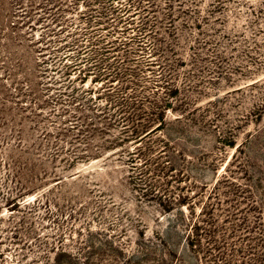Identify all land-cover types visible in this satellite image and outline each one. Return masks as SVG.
Segmentation results:
<instances>
[{
	"label": "rangeland",
	"instance_id": "374dc122",
	"mask_svg": "<svg viewBox=\"0 0 264 264\" xmlns=\"http://www.w3.org/2000/svg\"><path fill=\"white\" fill-rule=\"evenodd\" d=\"M0 264H264V0H0Z\"/></svg>",
	"mask_w": 264,
	"mask_h": 264
},
{
	"label": "trees",
	"instance_id": "16d2710c",
	"mask_svg": "<svg viewBox=\"0 0 264 264\" xmlns=\"http://www.w3.org/2000/svg\"><path fill=\"white\" fill-rule=\"evenodd\" d=\"M123 8L125 7L122 6ZM122 7L120 9H122ZM129 11V9L127 7L124 8V10L120 11V12H126ZM124 16L121 15L118 19H120V21L122 20V17ZM124 24H130L129 19L123 20ZM127 22V23H126ZM136 29H138L139 34V38L138 40H140L139 42H144L145 47L142 48L140 50L145 51L147 54L146 55H151V54H157L158 53V49H156L155 44L152 41H149V38H151L152 35V31L151 30H147V28L143 27V26H138ZM146 33V34H145ZM141 36V37H140ZM101 38H95V42H100L101 40H98ZM135 40V38L132 36L130 38L125 37V40L123 39V41H120V46L121 49H124L125 46L127 44H129V42H133ZM92 45H94L92 43ZM143 45V44H142ZM141 45V46H142ZM108 48H105L103 50H105L104 52L106 53H110V50H107ZM105 53V54H106ZM94 55V56H92ZM89 58H85L84 62L87 65H90L88 67V69L86 70V73H93L95 74L96 77H105V76H113V77H118L121 75L122 72H118V70L116 69V66H114L115 63H112L111 65H108L105 67L104 65V59H99L101 58L100 55L103 57L106 56L103 53L102 54H92ZM97 57V58H95ZM145 56H141V58H144ZM146 66H149L151 64H149L147 61H145ZM153 63V62H152ZM91 67V68H90ZM125 72V70H124ZM130 75V74H129ZM161 81V80H159ZM124 92H120V96L116 95V97H114L115 100V105H119L121 106L120 108V113L121 114V121H124L126 123H129L128 125L124 126V129H130L129 131H131V137H134L135 140H142L143 138L149 136L150 134L156 133V132H160L162 130V126L164 125V118L163 116V112L165 107L168 106V104H163V102L159 105L156 104L154 105V113H146V112H142L141 114L137 113L138 110L137 108L139 107V105H143L145 103H148V96H144L141 97L140 100L138 99L137 96H128L126 93ZM122 95V96H121ZM133 95V94H132ZM167 97L170 98L172 97L171 94H167ZM167 98V99H168ZM167 101V100H165ZM164 101V102H165ZM166 105V106H165ZM142 121H144L142 123ZM157 121V122H156ZM156 123V124H154Z\"/></svg>",
	"mask_w": 264,
	"mask_h": 264
}]
</instances>
